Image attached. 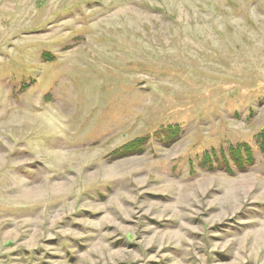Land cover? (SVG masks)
Returning a JSON list of instances; mask_svg holds the SVG:
<instances>
[{
	"label": "rangeland",
	"instance_id": "rangeland-1",
	"mask_svg": "<svg viewBox=\"0 0 264 264\" xmlns=\"http://www.w3.org/2000/svg\"><path fill=\"white\" fill-rule=\"evenodd\" d=\"M263 130L264 0H0V264H264Z\"/></svg>",
	"mask_w": 264,
	"mask_h": 264
},
{
	"label": "trees",
	"instance_id": "trees-1",
	"mask_svg": "<svg viewBox=\"0 0 264 264\" xmlns=\"http://www.w3.org/2000/svg\"><path fill=\"white\" fill-rule=\"evenodd\" d=\"M264 131V130H263ZM259 134V145L262 151H264V132ZM135 140L130 144L125 145L124 149L121 150L123 153H129L134 151H142L143 144L145 139ZM145 145V144H144ZM201 166L207 167L206 169H221L229 173L234 171H244L252 164H254V152L250 145L245 142L236 143L230 145L227 152L220 150L219 152L212 150L211 152L207 151L203 154L201 158ZM215 163L218 166H215Z\"/></svg>",
	"mask_w": 264,
	"mask_h": 264
}]
</instances>
